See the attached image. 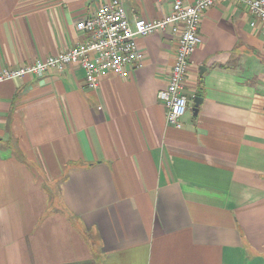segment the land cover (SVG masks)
Wrapping results in <instances>:
<instances>
[{"label":"crops","instance_id":"1","mask_svg":"<svg viewBox=\"0 0 264 264\" xmlns=\"http://www.w3.org/2000/svg\"><path fill=\"white\" fill-rule=\"evenodd\" d=\"M111 1L0 0V72L88 43L77 23ZM121 2L134 27L173 1ZM200 35L178 125L171 27L96 89L80 64L0 82V264H264V22L224 0Z\"/></svg>","mask_w":264,"mask_h":264},{"label":"built area","instance_id":"2","mask_svg":"<svg viewBox=\"0 0 264 264\" xmlns=\"http://www.w3.org/2000/svg\"><path fill=\"white\" fill-rule=\"evenodd\" d=\"M172 11L162 20H139L133 27L121 0L101 5L94 16L82 19L77 29L90 34V41L77 47L38 61L26 67L0 72V82L20 80L27 76L42 78L51 70L80 64L85 71L87 86L96 89L106 73L128 78L133 69L142 64L137 39L171 27L180 33L178 54L168 86L159 92L158 99L167 108V122L178 125L188 110L184 93L185 80L191 57L202 43L200 24L205 11L224 0H172ZM244 4L255 19L264 22V0H226ZM255 26V23L253 24Z\"/></svg>","mask_w":264,"mask_h":264},{"label":"water","instance_id":"3","mask_svg":"<svg viewBox=\"0 0 264 264\" xmlns=\"http://www.w3.org/2000/svg\"><path fill=\"white\" fill-rule=\"evenodd\" d=\"M204 71H205V69H204ZM201 102H202V98H199V97L193 98V103H194L193 111L195 112L196 115L199 111V107L201 105Z\"/></svg>","mask_w":264,"mask_h":264},{"label":"rangeland","instance_id":"4","mask_svg":"<svg viewBox=\"0 0 264 264\" xmlns=\"http://www.w3.org/2000/svg\"><path fill=\"white\" fill-rule=\"evenodd\" d=\"M48 187V186H47ZM52 190V188H49V191H51Z\"/></svg>","mask_w":264,"mask_h":264}]
</instances>
